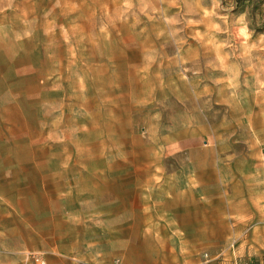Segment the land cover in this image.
I'll return each instance as SVG.
<instances>
[{"label":"rangeland","instance_id":"374dc122","mask_svg":"<svg viewBox=\"0 0 264 264\" xmlns=\"http://www.w3.org/2000/svg\"><path fill=\"white\" fill-rule=\"evenodd\" d=\"M0 264H264V0H0Z\"/></svg>","mask_w":264,"mask_h":264}]
</instances>
